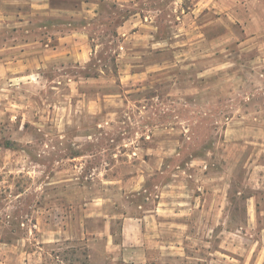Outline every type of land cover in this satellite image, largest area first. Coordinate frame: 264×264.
Instances as JSON below:
<instances>
[{
    "label": "rangeland",
    "instance_id": "obj_1",
    "mask_svg": "<svg viewBox=\"0 0 264 264\" xmlns=\"http://www.w3.org/2000/svg\"><path fill=\"white\" fill-rule=\"evenodd\" d=\"M250 1L0 0V264H130L106 251L104 220L116 237L119 214L199 173L232 196L206 237L221 254L175 237L144 264H264V8ZM154 151L161 171L130 192Z\"/></svg>",
    "mask_w": 264,
    "mask_h": 264
},
{
    "label": "crops",
    "instance_id": "obj_2",
    "mask_svg": "<svg viewBox=\"0 0 264 264\" xmlns=\"http://www.w3.org/2000/svg\"><path fill=\"white\" fill-rule=\"evenodd\" d=\"M258 1L251 0L250 2L254 5L258 3L264 8V2ZM246 28L253 30L251 24H247ZM153 153L146 167H140L132 177L125 181L128 187L126 189L130 192L143 191L146 175L149 172L161 171V161L155 151ZM195 180L196 182L188 180L179 193L175 192L174 187L177 179H170L157 185L156 201L152 206L138 205L142 210L139 214L122 213L118 215L120 220L116 237L111 229V220L117 215H109L108 219L104 220L105 223L101 229V234L106 238V251L125 263L144 264L158 254L174 251V248L179 246V241L175 240V237H180L183 252H188L190 247L201 253L208 251L215 257L211 260L215 261L217 258L215 255L221 254V251L206 248L211 241L206 239L207 233L215 226L210 223V220L213 222L217 218L223 205L227 203L226 199L230 200L232 196L229 195L228 186L223 188L219 182H214L212 186L207 187L206 180L200 176V173L198 179L195 178ZM248 184L249 188L245 186V189L250 191H246L245 200L246 220L250 226L251 222L257 219V200L253 191L254 186L251 183ZM236 189L234 194H241L243 191L242 188ZM53 237V239H59L61 235L57 236L56 232H53ZM202 259L205 260V257Z\"/></svg>",
    "mask_w": 264,
    "mask_h": 264
}]
</instances>
